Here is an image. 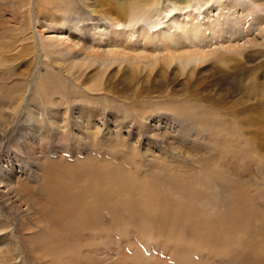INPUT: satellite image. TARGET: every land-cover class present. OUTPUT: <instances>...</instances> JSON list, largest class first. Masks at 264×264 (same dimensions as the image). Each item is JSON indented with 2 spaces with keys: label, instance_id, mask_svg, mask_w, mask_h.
<instances>
[{
  "label": "rangeland",
  "instance_id": "obj_1",
  "mask_svg": "<svg viewBox=\"0 0 264 264\" xmlns=\"http://www.w3.org/2000/svg\"><path fill=\"white\" fill-rule=\"evenodd\" d=\"M0 264H264V0H0Z\"/></svg>",
  "mask_w": 264,
  "mask_h": 264
},
{
  "label": "bare ground",
  "instance_id": "obj_2",
  "mask_svg": "<svg viewBox=\"0 0 264 264\" xmlns=\"http://www.w3.org/2000/svg\"><path fill=\"white\" fill-rule=\"evenodd\" d=\"M181 24H182V29H183L181 32L182 36H185L188 33L204 34V25L207 24V21L203 20L198 15L186 14V20L184 22H182ZM172 34L174 36H176L175 32H172ZM151 36H152V34L148 33L147 37H145V39L150 38ZM176 38H177V36H176ZM192 46H194V48L190 47L189 49L187 48L186 50H182V52H177L178 50L173 51V53H171L172 58H170L169 63L171 64L179 56H182V57L185 56V58H187V59H189V58L191 59V56L193 58H195V56H196L198 59L203 60L210 55V51L208 49L206 50V48H201L198 45H192ZM233 48L234 47L232 46V47L228 48V50L233 49ZM115 53H116V51H115ZM116 55H118V54L116 53Z\"/></svg>",
  "mask_w": 264,
  "mask_h": 264
}]
</instances>
